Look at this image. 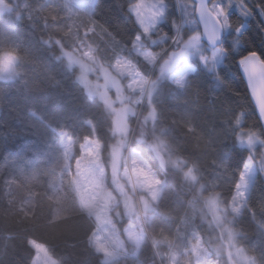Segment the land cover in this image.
<instances>
[{"label": "trees", "instance_id": "16d2710c", "mask_svg": "<svg viewBox=\"0 0 264 264\" xmlns=\"http://www.w3.org/2000/svg\"><path fill=\"white\" fill-rule=\"evenodd\" d=\"M7 1L11 9L0 14V57L16 55L18 76L0 79V264H35L33 241L44 245L57 264H198L196 249L202 246L206 252L204 245L213 235L205 199L217 195L224 206L231 203L249 149L240 145V134L262 139L264 129L253 113L246 77L230 80L221 75L219 65L217 80L198 59H191V72L180 85L159 79L156 67L137 53L140 38L145 47L163 55L160 65L175 43L182 46L192 34H203L192 12L196 2L167 0L174 13L171 23L163 22L153 35L130 18L132 0ZM221 3L231 5L228 38L222 45L229 57L243 50L245 55L257 52L264 60V18L259 14L264 0H243L251 16L244 15L241 0ZM183 4L189 5V15ZM82 47L107 67L124 58L144 76L158 78L151 96L155 121H147L148 105L139 120L129 118V149L135 148L163 182L138 251L124 233L125 217L116 230L120 239L111 238L110 230L112 246L98 248L108 237H96L97 220L84 210L74 186V163L85 140L95 138L100 144L98 162L108 180L118 140L113 112L87 92L79 70L63 57ZM223 67L235 75L234 64L225 61ZM61 132L74 140L72 159ZM167 159L192 169L196 180H187L183 169L165 165ZM234 228L239 245L256 264H264L263 174L255 176Z\"/></svg>", "mask_w": 264, "mask_h": 264}, {"label": "rangeland", "instance_id": "374dc122", "mask_svg": "<svg viewBox=\"0 0 264 264\" xmlns=\"http://www.w3.org/2000/svg\"><path fill=\"white\" fill-rule=\"evenodd\" d=\"M89 1L94 3L96 0ZM143 2L144 0H141V3ZM182 8L186 12L185 15L190 14L188 4H183ZM10 9L11 5L7 0H0V14ZM186 43L182 46L175 43L171 54L160 65L158 63L163 55L145 47L140 38L136 40V51L151 67H156L159 79L169 78L183 85L191 72L190 60L198 59L185 52ZM202 44L203 54L209 57V63H211L212 46L204 38ZM63 57L70 67L79 70V81L87 92L93 97L102 99L114 114L118 140L112 151L111 181L108 180L106 172L98 162L100 144L95 138L85 140L81 145V155L74 163L76 170L74 186L81 205L97 220L99 232L96 237L97 235L108 237V241H102L98 248L108 250L112 246L111 238L120 239V236L116 235V230L120 228L123 217L127 219L129 217L135 222L132 223L128 219V222L123 224L124 228L129 226L127 234L131 237L132 244L142 245L147 237L145 225L149 221L152 206L161 195L163 182L157 179L135 148L129 149L131 133L129 118L136 116L139 120L145 106L148 105L147 121H155L156 114L151 96L158 78H154L153 74L150 77L144 76L134 63L124 58L118 59L113 67H107L96 60L93 51L84 47L73 53H63ZM16 65V55H2L0 79L17 78ZM249 137L253 138L252 145L247 144ZM61 138L67 157L72 159L75 154L74 140L67 132H61ZM262 143L264 141L258 135L244 131L240 134V145L251 147L254 152ZM163 148L160 142V149L163 150ZM165 165H174L183 169L187 180H196L193 170L185 168L178 160L167 159ZM242 175L245 179H241L237 193L228 206H224L217 195H211L205 199V215L213 235L210 236L207 246L204 245L206 252H203L202 246L196 249L198 264H256V261L239 245V234L234 228L235 219L240 217L242 210L246 207L247 194L256 176L252 172L242 173ZM110 230L114 233L113 237L110 236ZM32 245L37 250L35 264H57L49 256L44 245L34 241ZM100 246H103L102 249Z\"/></svg>", "mask_w": 264, "mask_h": 264}, {"label": "snow or ice", "instance_id": "6c2138e0", "mask_svg": "<svg viewBox=\"0 0 264 264\" xmlns=\"http://www.w3.org/2000/svg\"><path fill=\"white\" fill-rule=\"evenodd\" d=\"M230 7V4L225 5L221 3V0H210V2L209 0H198L197 3H194L192 12L198 13L199 21L203 24V34L196 32L192 35L184 45V49L186 53L197 57L203 67L213 73L217 80L221 79V75L228 76L230 80H234L237 76L243 80L246 76L247 85L250 87L251 96L255 101L253 113L259 119L260 124L264 126V60H261L257 52L245 55L243 50L231 55L230 58L225 48L222 47L228 38L226 34L230 29L229 11L227 10ZM240 8L245 16H251V12L246 8L243 0H241ZM128 13L142 32L153 35L160 31L163 22L171 23L174 15L167 0H144L143 3L141 0H132L128 7ZM259 14L264 18V4L261 5ZM261 30L264 31V24L261 25ZM240 31V28L236 29V32ZM222 35L224 39H222ZM204 37L212 46L211 63H209V57L203 54L202 40ZM225 61L234 64V76L230 75L231 68L223 67ZM218 65H221V75L216 72ZM255 108H258V115L255 113ZM247 144H253L252 137L248 138ZM258 146L259 151L254 152L250 147L247 154L243 155L241 166L243 173L264 174V143ZM241 179H245V176L242 175Z\"/></svg>", "mask_w": 264, "mask_h": 264}, {"label": "crops", "instance_id": "0c3cea01", "mask_svg": "<svg viewBox=\"0 0 264 264\" xmlns=\"http://www.w3.org/2000/svg\"><path fill=\"white\" fill-rule=\"evenodd\" d=\"M102 100V99H101ZM113 164V155H112V162H111V165ZM161 196V195H160ZM160 198V197H159ZM159 200V199H158ZM158 202V201H157ZM156 202V203H157ZM156 203H154V205L152 206V209H151V211H153L154 210V208H155V205H156ZM123 211H124V209H123ZM125 218H127V217H125ZM128 219H130L131 220V218H129L128 217ZM134 220H131V222L132 223H135V222H133ZM130 225H131V223H130ZM127 227H129V226H125V230H124V233L126 234V237H127V240H128V242H129V244L136 250V251H138L139 250V248L141 247V244L140 245H138V246H134L133 244H132V242H131V240H130V236L127 234Z\"/></svg>", "mask_w": 264, "mask_h": 264}, {"label": "water", "instance_id": "95a60500", "mask_svg": "<svg viewBox=\"0 0 264 264\" xmlns=\"http://www.w3.org/2000/svg\"><path fill=\"white\" fill-rule=\"evenodd\" d=\"M196 3L198 2V0H194ZM210 1V0H209ZM198 15V14H197ZM198 21H199V15H198ZM199 23H200V26H201V28H202V32H203V24L199 21ZM204 39L207 41V39H206V37H204ZM222 39H223V35H222ZM208 43V42H207ZM246 77V76H245ZM246 79H247V77H246ZM251 90V89H250ZM252 99H253V102H254V104H255V101H254V98L252 97ZM257 110H258V108H257ZM263 129H264V126H263Z\"/></svg>", "mask_w": 264, "mask_h": 264}]
</instances>
